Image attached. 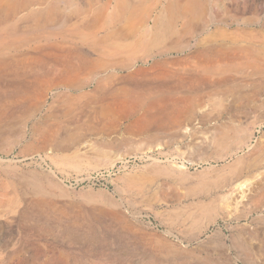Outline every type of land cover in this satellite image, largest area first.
I'll return each instance as SVG.
<instances>
[{
  "label": "rangeland",
  "instance_id": "1",
  "mask_svg": "<svg viewBox=\"0 0 264 264\" xmlns=\"http://www.w3.org/2000/svg\"><path fill=\"white\" fill-rule=\"evenodd\" d=\"M116 2L17 0L0 14V264H264V0H125L110 20ZM92 21L110 25L100 55L81 42ZM219 47L237 51L225 85L146 119L150 88ZM68 94L80 115L67 123Z\"/></svg>",
  "mask_w": 264,
  "mask_h": 264
},
{
  "label": "bare ground",
  "instance_id": "2",
  "mask_svg": "<svg viewBox=\"0 0 264 264\" xmlns=\"http://www.w3.org/2000/svg\"><path fill=\"white\" fill-rule=\"evenodd\" d=\"M118 2H116L115 6L113 7V9H111L109 11V15H107L108 17H110V20H115L120 14H122V12H124L126 7L124 5H121V3L125 0H117ZM188 2V1H187ZM185 3L184 7H186V10L188 8V3ZM16 3H17V0H0V14L3 15V16H6L10 13H15V10L17 9V6H16ZM6 4V5H4ZM193 2L191 3V6L192 8L194 7V5L192 6ZM196 5V3H195ZM198 5V4H197ZM201 6V5H200ZM198 6V7H200ZM196 7V6H195ZM183 8V6H182ZM192 8H189V10L187 11L188 13H190L191 9ZM184 9V8H183ZM202 9V8H201ZM12 10V11H11ZM185 10V9H184ZM203 10V9H202ZM3 11H8V12H4ZM105 8L104 7H101V8H97L95 9V16H102L105 14ZM183 11V10H182ZM198 11V10H197ZM2 12V13H1ZM136 12H138V9L137 7H133L131 10H130V14H135ZM192 12V11H191ZM198 13V12H196ZM195 13V14H196ZM145 14V13H144ZM185 15V13H183ZM194 14V15H195ZM124 15V14H123ZM178 15V14H177ZM189 15V14H186V16ZM198 15H201V14H198ZM94 16V17H95ZM166 16V15H165ZM179 16V15H178ZM196 16V15H195ZM194 16V17H195ZM100 17H99V21H100ZM106 17V16H105ZM173 13L170 12L169 14H167L166 16V21H167V24H171V20L174 21V18H173ZM182 17V16H181ZM184 17V16H183ZM188 17V16H187ZM191 17V16H189ZM188 17V18H189ZM0 22H2L3 20V17L0 16ZM96 19V18H95ZM94 19V20H95ZM181 19V18H180ZM179 19V20H180ZM93 20V19H92ZM102 20V19H101ZM157 20V19H156ZM184 20V19H183ZM98 23H94L93 21V24L92 23H88L86 25H83L84 29H86L87 33H89L90 35V38L88 36H86V38H84V40H81L82 43H86V45L89 47L88 48V51L95 55H100V53L98 51H96V46L98 44L101 43V37L99 36L101 33H105V32H108L110 30V25L109 24H105V21H101ZM97 22V20L95 21ZM111 22V21H110ZM192 22V21H191ZM134 23V22H133ZM160 23V22H159ZM138 24V23H137ZM134 25V24H133ZM114 26V25H113ZM122 26V25H121ZM155 26V22H154V25L153 27ZM186 26V25H185ZM192 26V25H191ZM196 26V25H195ZM193 26V28L195 27ZM76 27V26H74ZM151 27V26H150ZM159 27V26H158ZM168 28H169V25H168ZM109 29V30H108ZM138 29V28H137ZM170 29V28H169ZM174 29V28H173ZM172 30V29H171ZM186 30V29H185ZM85 31V32H86ZM124 31V30H123ZM138 32V30H136ZM135 31V32H136ZM160 31V30H159ZM166 31V30H164ZM159 33V32H158ZM178 34V33H177ZM181 35V34H180ZM112 36V35H111ZM179 36V35H178ZM250 36V35H249ZM87 37L89 38V40H85L87 39ZM110 37V36H109ZM208 37V36H207ZM118 38V37H117ZM247 38V37H246ZM249 38V37H248ZM82 39V38H80ZM115 39V38H114ZM133 39V38H132ZM228 39V38H227ZM117 40V39H116ZM210 40V39H209ZM234 40V39H233ZM125 41V40H124ZM80 42V43H81ZM104 42V41H103ZM122 42V41H121ZM133 42V41H132ZM139 42V41H138ZM135 43V44H139V43ZM202 42V41H201ZM107 43V42H106ZM218 43V42H217ZM117 44V43H116ZM159 44V43H158ZM197 44V43H196ZM226 44V43H225ZM210 45V44H209ZM208 45V46H209ZM55 46H58V45H55ZM109 46V45H108ZM126 46V45H125ZM195 46V45H194ZM207 46V47H208ZM216 46V45H215ZM104 47H106L104 45ZM205 47V48H207ZM218 47V46H217ZM59 48V47H58ZM117 48V47H116ZM121 48V47H120ZM131 48V46H130ZM239 48V47H238ZM245 48V47H244ZM64 50L66 48H63ZM62 49V50H63ZM71 49V48H70ZM74 49V48H73ZM99 49V48H98ZM211 49V48H210ZM237 49V48H235ZM240 49V48H239ZM54 50V49H53ZM60 50V49H59ZM72 50V49H71ZM70 50V52H72ZM79 50V48H78ZM124 50V49H123ZM205 50V49H204ZM203 50V51H204ZM241 50V49H240ZM55 51V50H54ZM53 51V52H54ZM77 50H75L76 52ZM80 51V50H79ZM119 51V50H118ZM197 51V50H196ZM74 52V51H73ZM166 52V51H165ZM236 50H233V48H224V47H219V48H215V50L213 51L212 54H206V56L202 57L200 54L196 53V54H193L194 57L196 58V61H198V63L195 62V66L193 68H189L190 70L189 71H183L182 73H180L177 77V84L176 85H163V86H159V84H157L159 86V88L156 87V89H153V88H150V90H148L147 93H145V96L148 95L147 99L146 100V103L145 104H141V103H138L137 105H139L140 107H144L143 110V113H145V111H147V115L145 116L146 119H155L156 116H161V115H165V114H170V113H173V114H177V113H184L183 111H188V110H191L197 103V100L199 99V92L200 91H213L214 89H217V87H221V84L225 83V81L228 80V75L224 74V70L227 69L229 66H230V63H231V66H233L234 62H229L228 60H230L231 58L232 59H236ZM52 53V52H51ZM60 52H58L59 54ZM66 53V51H65ZM78 53V52H77ZM82 53V52H81ZM177 53V52H176ZM48 54V53H47ZM57 54V53H56ZM62 54V53H61ZM64 54V53H63ZM50 55V54H49ZM54 55V54H53ZM60 55V54H59ZM79 55V54H78ZM110 55V54H109ZM107 55V56H109ZM114 55V54H112ZM111 55V56H112ZM203 55V54H202ZM205 55V54H204ZM73 56V55H71ZM81 56V55H80ZM105 56V55H104ZM52 57V56H50ZM54 57H57V56H54ZM67 57V56H66ZM79 57V56H78ZM70 58V56H69ZM67 58V59H69ZM83 58V57H82ZM88 58V62H89V66L91 67L90 69H92V67H94L92 70H95L97 69L100 65H99V60L97 58H92V57H89L87 56ZM194 58V59H195ZM50 58H48L49 60ZM57 59V58H56ZM55 59V60H56ZM60 59V58H59ZM73 59V58H72ZM199 59V60H197ZM47 60V61H48ZM54 60V59H53ZM58 60V59H57ZM75 60V59H74ZM85 60V59H84ZM83 60V62H84ZM73 61V60H71ZM116 61V60H114ZM231 61V60H230ZM58 62V61H57ZM56 62V63H57ZM74 62V61H73ZM82 62V63H83ZM102 62H104L102 60ZM101 62V63H102ZM106 62V61H105ZM118 62V61H117ZM34 63V62H33ZM47 63V62H46ZM54 63V61H53ZM66 63V62H65ZM70 63V62H69ZM69 63L68 66H69ZM76 63V61H75ZM74 63V64H75ZM87 63V61H86ZM111 63V62H110ZM109 63V64H110ZM122 63V62H120ZM66 64V65H67ZM71 64V63H70ZM73 64V65H74ZM103 64V63H102ZM115 64V63H114ZM113 64V65H114ZM233 64V65H232ZM53 65V64H52ZM72 65V64H71ZM70 65V66H71ZM108 65V64H107ZM80 66V65H79ZM82 66V65H81ZM80 66V67H81ZM116 66V65H115ZM123 66V65H122ZM76 67V66H75ZM83 67V66H82ZM87 67V66H86ZM86 67L84 69H86ZM118 67V66H117ZM52 68V67H51ZM50 68V69H51ZM56 68V67H55ZM65 68V66H64ZM121 68V67H119ZM123 68V67H122ZM121 68V69H122ZM62 69V67H61ZM71 69V68H69ZM75 69V68H73ZM89 69V70H90ZM100 69V68H99ZM111 69V68H110ZM124 69V68H123ZM126 69H129L127 68L126 66ZM230 69V68H229ZM57 70V69H56ZM68 70V69H67ZM88 70V69H87ZM125 70V69H124ZM169 70V69H168ZM57 71H60V70H57ZM74 71V70H73ZM129 71V70H128ZM131 71V70H130ZM129 71V72H130ZM138 71V70H137ZM166 71V70H165ZM229 71V70H228ZM54 73V71H52ZM64 72V71H63ZM72 72V71H71ZM84 72H87L86 70ZM113 72V71H112ZM120 72V71H119ZM172 72V71H171ZM45 73V72H44ZM62 73V72H61ZM60 73V74H61ZM92 73V71H91ZM49 74V73H48ZM66 74V73H65ZM68 74V73H67ZM88 74V73H87ZM138 74V73H137ZM136 74V75H137ZM146 74V73H145ZM80 75V74H79ZM91 75V74H90ZM112 75V74H111ZM135 75V74H134ZM153 75V74H152ZM156 75V74H155ZM69 76V75H68ZM77 76V75H76ZM58 77V76H57ZM79 77V76H78ZM125 77V76H124ZM123 77V78H124ZM149 77V76H148ZM173 77V76H172ZM70 77H68V79H66V77H62L59 75V77L57 78L56 81H53V84L54 86H62L64 89H66L69 93L72 92V91H75L76 89H83L85 88V85L82 84V85H79V86H73V84L71 82H69ZM168 78V77H167ZM48 79V78H47ZM46 79V80H47ZM51 79V78H49ZM130 79V78H129ZM138 80V77L136 78ZM135 79V81H136ZM146 79V78H145ZM150 79V78H149ZM170 79V78H169ZM232 79V78H231ZM35 80V79H34ZM40 80V79H39ZM45 80V81H46ZM97 80V79H96ZM100 81V79H98ZM111 80V79H110ZM167 80V79H166ZM72 81V80H71ZM116 81V80H115ZM118 81V80H117ZM120 81V80H119ZM140 81V80H139ZM147 81V80H146ZM169 81V80H168ZM172 81V80H171ZM170 81V82H171ZM95 82V81H94ZM122 82V81H121ZM133 82V81H132ZM150 82V81H149ZM155 82V81H154ZM91 83V82H90ZM93 83V82H92ZM117 83V82H116ZM120 83V82H119ZM138 83V81H137ZM140 83V82H139ZM143 83V82H142ZM50 84V83H49ZM94 84V83H93ZM97 84V83H96ZM102 84V82H101ZM106 84V82H105ZM104 84V85H105ZM111 84V83H110ZM113 84V83H112ZM121 84V83H120ZM155 84V83H154ZM169 84V83H168ZM31 85V84H30ZM45 85V84H44ZM78 85V84H77ZM109 85V84H108ZM118 85V84H117ZM124 85V84H123ZM143 85V84H142ZM156 85V86H157ZM225 85V84H223ZM89 86V85H88ZM99 85H97L98 87ZM125 86V85H124ZM128 86V85H127ZM146 86V85H145ZM149 86V85H147ZM45 87V86H44ZM122 87V86H121ZM151 87V86H149ZM153 87H155L153 85ZM94 88V87H93ZM114 88V87H113ZM118 88V87H117ZM96 89V88H94ZM105 89V88H104ZM145 89V88H144ZM153 89V90H152ZM206 89H209V90H206ZM114 90V89H113ZM124 90V89H123ZM91 91V90H90ZM107 91V90H106ZM105 91V93H106ZM115 91V90H114ZM100 92H103V91H100ZM140 92V91H139ZM99 93V91H98ZM112 94V93H111ZM120 94V93H119ZM123 94V93H122ZM140 94V93H139ZM79 95V94H78ZM81 95V94H80ZM84 95V94H83ZM107 95V94H106ZM127 95V94H126ZM129 95V94H128ZM209 95V94H207ZM85 96V95H84ZM82 96V97H84ZM98 96V94H97ZM115 96V95H114ZM120 96V95H119ZM123 96V95H121ZM125 96V95H124ZM144 96V97H145ZM202 96H203V93H202ZM201 96V97H202ZM79 97L80 96H74L72 94H68V95H65V98H64V101L66 102V106L67 107H64L63 109H59L60 112L56 113V119L58 118H63V120L65 119V121H67V123L69 121H73V120H76L75 118H77L80 113H77L75 111V108L73 107L77 101L79 100ZM90 97V96H89ZM106 97V96H104ZM141 97V96H139ZM107 98V97H106ZM122 98V97H120ZM81 99V98H80ZM86 99V98H85ZM115 99V98H114ZM119 99V98H118ZM146 99V98H145ZM95 100V99H94ZM116 100V99H115ZM126 100V99H125ZM131 99H129L130 101ZM134 100V99H133ZM44 101V100H43ZM114 101V100H113ZM137 98H136V100ZM98 102V101H96ZM105 102V101H104ZM87 103V102H86ZM101 103V102H100ZM116 103V102H114ZM133 103V102H132ZM41 104V102H40ZM78 104V103H77ZM98 104V103H97ZM104 104V103H103ZM108 104V103H107ZM125 104V102L123 103ZM38 105V104H37ZM54 105V104H53ZM80 105V104H79ZM102 105V104H101ZM119 105V104H118ZM89 106V105H88ZM87 105L84 106L88 108ZM100 106V105H99ZM120 106V105H119ZM123 106V105H122ZM128 106V105H126ZM135 106V105H134ZM27 107V106H26ZM40 107V105H39ZM52 107V106H51ZM60 107V106H59ZM77 107V106H76ZM116 107V106H115ZM124 107V106H123ZM131 107V106H130ZM35 108V106H34ZM58 108V107H57ZM83 108V107H81ZM106 108V107H105ZM114 108V107H113ZM126 108V107H124ZM133 108V107H132ZM110 109V108H109ZM135 109V108H134ZM38 110V109H37ZM58 110V111H59ZM87 110V109H86ZM89 110V109H88ZM87 110V111H88ZM121 110V109H120ZM131 111V109H129ZM51 111V110H50ZM81 111V110H79ZM84 111V110H83ZM90 111V110H89ZM106 111V109H105ZM104 111V112H105ZM91 112V111H90ZM107 112V111H106ZM87 114V112L84 111V114ZM102 113V112H101ZM83 114V113H81ZM88 115V114H87ZM86 115V116H87ZM27 118V117H26ZM30 118V117H29ZM80 118V117H79ZM82 118V117H81ZM80 118V119H81ZM86 118V117H85ZM25 119V118H24ZM27 120L24 121V127H26L27 125ZM23 122V121H22ZM59 123V122H58ZM61 123V122H60ZM61 126V124H59ZM44 137V136H43Z\"/></svg>",
  "mask_w": 264,
  "mask_h": 264
}]
</instances>
